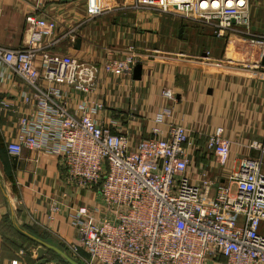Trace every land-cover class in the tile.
<instances>
[{
    "label": "built area",
    "instance_id": "obj_1",
    "mask_svg": "<svg viewBox=\"0 0 264 264\" xmlns=\"http://www.w3.org/2000/svg\"><path fill=\"white\" fill-rule=\"evenodd\" d=\"M63 1L33 0L22 44H0V89L6 92L0 135L8 155L51 156L64 167L68 187L99 197L85 203L77 195L69 212L77 245L66 242V248L80 260L81 248L83 264H264V126L245 144L252 155L222 179L193 171L187 129L171 120L172 88H161L163 104L149 136L134 139L118 130L116 119L99 116L103 99L112 95L102 80L110 76L120 88L143 58L133 45L119 54L105 49L101 62L57 48L66 40L73 45L77 29L95 18L149 11L203 24L217 37L242 36L251 56L236 67L264 72V30L251 28L249 0H72L83 5L84 16L60 32L62 23L47 11ZM17 81L19 93H7ZM233 143L217 126L206 148L224 166ZM61 208L52 200L46 219Z\"/></svg>",
    "mask_w": 264,
    "mask_h": 264
},
{
    "label": "crops",
    "instance_id": "obj_2",
    "mask_svg": "<svg viewBox=\"0 0 264 264\" xmlns=\"http://www.w3.org/2000/svg\"><path fill=\"white\" fill-rule=\"evenodd\" d=\"M254 2L264 9V0ZM32 3L33 0H0L1 45L18 47L22 44L24 15ZM249 5L251 28L262 32L264 26L256 27L250 0ZM82 6L78 1L65 0L52 4L47 12L62 23L59 29L62 32L73 28L83 18ZM119 14L126 17L121 25L123 31L117 32L118 26L107 24L108 16H102L77 29L81 39L79 49L67 40L57 46L60 51L87 56L95 62L103 61L105 49L119 54L129 45L143 55L139 79L131 76L122 80L125 83L120 88L110 76L102 80L112 95L103 99L105 109L99 114L100 118L116 119L120 124L118 130L129 133L134 139L149 136L154 116L163 104L161 88L170 87L174 91V99L169 103L171 120L186 127L191 141L189 168L222 179L229 169L238 165L241 157L252 155L245 144L258 138L264 126V72L237 68L250 59L247 41L239 35L217 37L211 33L208 37L201 29L210 33V27L181 17L163 14L160 21L144 19L135 11ZM21 87L22 83L17 81L8 87L7 93L15 95ZM117 92L122 96L120 102L115 98ZM5 93L0 89V96ZM217 126H222L224 136L234 141L224 166L218 165L213 153L206 148L207 135ZM0 166V264L12 259H17L18 264H46L45 260L37 259V249L44 246L36 243L24 251L19 244L14 249L7 245L6 236H22L28 242L36 237L55 246L62 245L64 250L66 242L77 245L69 212L79 193L77 188L67 186L61 163L35 151L24 150L20 157L10 156L0 135ZM66 193L68 196L64 197ZM86 197L85 192L84 199ZM90 197L99 200L95 192ZM54 199L62 208L49 222L46 212ZM7 228L12 232H7ZM259 232L264 234V222ZM52 254L55 256V251L47 248L44 258ZM75 259L82 263L79 258Z\"/></svg>",
    "mask_w": 264,
    "mask_h": 264
},
{
    "label": "rangeland",
    "instance_id": "obj_3",
    "mask_svg": "<svg viewBox=\"0 0 264 264\" xmlns=\"http://www.w3.org/2000/svg\"><path fill=\"white\" fill-rule=\"evenodd\" d=\"M255 0H250V4H251V7L253 8V10H254V13H255V17H256V27L259 29V28H263V26H264V24H263V21H264V15H263V12H264V9H262V8H259V7H257V6H255V2H254ZM144 17V19H148V20H151V19H153V18H158V19H160V21H161V15H163V14H160V13H156V12H149V11H145V12H143V13H141ZM106 16H108V18L107 19H105V22L107 23V24H109V25H117L118 26V28H117V32L118 31H123L122 30V28H123V26H121L122 25V23L125 21V18L126 17H122L120 14H119V12H113V13H111V14H108V15H106ZM103 17H105V15L103 16ZM123 18V19H122ZM113 20H114V22H113ZM116 20V21H115ZM262 22V23H261ZM111 23V24H110ZM95 24H98V22H95ZM200 24V23H199ZM125 27H126V25H124ZM182 28V27H181ZM202 31H201V33L203 32V34L204 35H206V36H208V37H210V35H211V33L212 32H208V31H204L205 29H201ZM182 31H185L186 33L188 32V29L187 30H183L182 29ZM177 32V31H176ZM213 34V33H212ZM214 35V34H213ZM229 36V35H228ZM188 37V36H187ZM186 37V38H187ZM188 40H189V37L187 38ZM201 43V42H200ZM0 172H2L1 171V166H0ZM83 190V192H81ZM78 195H79V201H84L85 203H91L92 202V199H90L91 197V195H92V192H91V190H89V189H81V188H78ZM85 192H86V194H87V197L84 199V195H85ZM88 194H89V197H88ZM89 198V199H88ZM88 200V201H87ZM2 201V200H1ZM7 230H9V231H7V232H12V230L11 229H8L7 228ZM5 231V230H4ZM8 239H10V240H8ZM15 239V240H14ZM6 243H7V245H9L10 247H12V248H14V249H16L17 247V245H19V244H21L22 245V248L23 249H21V250H27V248H29L30 249V247L32 246V245H35L37 242L34 240L33 242L31 241V242H28V240L27 239H24V237H22V236H20V237H18V236H15V235H11L10 237H7L6 236ZM57 247H59L60 249H62V245H59V246H57ZM81 249V248H80ZM63 251H65L68 255H70L71 257H73V258H78V257H76L77 255H75V253H73L72 251H70V250H68L67 248L64 250V249H62ZM82 251V250H81ZM80 250H79V252H80V255L82 256V261H83V258H84V252L82 251L81 252ZM55 256L53 257V254H52V256H47V258H44V260H45V262H59L60 261V255H58L56 252H55ZM61 263H64L63 261H61ZM205 264H210L209 263V261H207Z\"/></svg>",
    "mask_w": 264,
    "mask_h": 264
},
{
    "label": "water",
    "instance_id": "obj_4",
    "mask_svg": "<svg viewBox=\"0 0 264 264\" xmlns=\"http://www.w3.org/2000/svg\"><path fill=\"white\" fill-rule=\"evenodd\" d=\"M80 42L81 39L77 38L74 43H73V47L75 49H79L80 47ZM141 69H142V64L141 63H137L134 68H133V72H132V77L134 79H139L140 78V73H141ZM32 239H34L37 243L41 244L42 246H44L45 248H40L37 249V259L39 260V262L42 260H44V254L47 252V248L52 249L53 251H55L58 255H60V261L59 262H46V264H62L61 261H63L66 264H82L80 261H78L77 259L71 257L70 255H68L65 251H63L62 249H60L59 247L45 242L39 238L36 237H32ZM41 261V262H42Z\"/></svg>",
    "mask_w": 264,
    "mask_h": 264
},
{
    "label": "trees",
    "instance_id": "obj_5",
    "mask_svg": "<svg viewBox=\"0 0 264 264\" xmlns=\"http://www.w3.org/2000/svg\"><path fill=\"white\" fill-rule=\"evenodd\" d=\"M80 251H81V249H80ZM82 252V251H81ZM53 257H54V255H53ZM62 264H66V263H62Z\"/></svg>",
    "mask_w": 264,
    "mask_h": 264
}]
</instances>
